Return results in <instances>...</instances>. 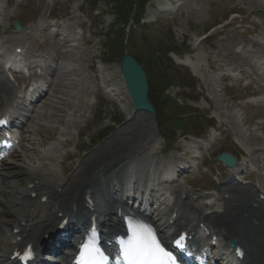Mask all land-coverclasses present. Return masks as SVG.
Returning <instances> with one entry per match:
<instances>
[{"label": "rangeland", "instance_id": "rangeland-1", "mask_svg": "<svg viewBox=\"0 0 264 264\" xmlns=\"http://www.w3.org/2000/svg\"><path fill=\"white\" fill-rule=\"evenodd\" d=\"M110 1L100 0L95 4V0H0V50L24 46L31 53L41 52L49 58L46 64L51 82L54 81L47 88L46 102L34 108L35 114L30 112L33 107L20 105L18 108L19 114L30 120L24 132V145L9 159L7 169L12 167L14 171L17 166L20 170L29 169L36 159H45L46 155L50 163L47 172L54 173L50 179L62 181L70 176L74 163L91 152V142L98 143L104 128L109 129L103 133L112 131L97 146L127 128L134 117L139 121L134 127L143 129L142 136L139 132L134 141L149 142L145 153L154 154L160 161L164 156L176 157L180 167L190 168L187 175L195 187L204 188L210 180L207 175L193 174L194 165L200 161L193 160L194 157H199L203 165L209 167L206 158L212 159L223 151L245 154L234 144L243 147L250 156L252 151L264 148L261 132L264 131V110L243 109L245 105L241 101L255 90L257 83L251 77L250 87L243 90L240 85L228 86L234 83L222 82L220 78L233 66L239 68V74L242 70L248 71V65H255L259 69L257 76L262 79L259 83L264 85V52L257 53L248 42L260 33L247 36L251 34L250 25H264V0H150L143 16L145 23H156L147 28L133 27L127 36L117 31L107 35L113 26H110L114 13ZM142 1L139 0V4ZM253 11H260L262 16L252 18ZM98 13L101 14L96 16ZM58 15L65 23L56 36V31L48 29L45 19ZM235 18L238 19L234 21ZM12 20L23 23V34L15 35L10 31ZM75 34L78 35L73 38ZM59 36L68 41L63 49L59 48ZM125 41L127 44L123 45ZM123 47L138 59L148 83L153 85L149 95L159 108L162 131L146 113L132 111L118 73ZM244 50L248 52L245 54ZM187 57L195 63L198 75L176 63L177 59ZM0 78H3L1 72ZM162 85L167 86L164 92L155 93L154 88L158 90ZM166 96L179 106H191L208 114L216 125L223 123L216 144L209 148L204 140L193 143L180 139L175 150L166 155L159 136L160 132L167 131L170 138L172 133L173 117L169 118L170 106L165 107ZM111 116L113 120L119 117L122 123L112 128ZM64 139L67 144L63 143ZM15 182L17 179L12 181Z\"/></svg>", "mask_w": 264, "mask_h": 264}, {"label": "bare ground", "instance_id": "bare-ground-1", "mask_svg": "<svg viewBox=\"0 0 264 264\" xmlns=\"http://www.w3.org/2000/svg\"><path fill=\"white\" fill-rule=\"evenodd\" d=\"M60 47L64 48V46L61 45L59 48ZM247 52V50L243 51L245 54ZM256 52L259 53L257 48ZM177 63L188 67L191 72L198 75L199 70L190 58L187 57L183 60L177 59ZM253 66L256 67L255 65ZM9 92L10 89L8 85L0 82V104L5 95L9 96ZM1 106H3V103L0 105V109L2 108ZM137 123H139V121L135 119L133 124L128 125L127 128L121 131H117L109 141L104 142L88 153L87 156L82 157L76 165V168H74L72 174L62 183H57V180L45 179L41 173L31 174L30 170H27L26 174L23 175L25 179L27 178V183L21 187L20 194H16L13 187L14 185L9 181L1 183L0 194L5 197L12 196V199L5 201L9 204L18 206L20 209L18 210L19 212H15L17 213L15 223L13 220H6L7 217L11 215L14 216L15 213L13 212L0 221V224L5 223L8 228L14 223L13 228L7 235L5 234L6 232L0 229V245L3 243L1 240V234H4V243L6 244L5 250L2 252L3 254L0 250V258H5L8 251H12L13 248L21 244L33 243L38 245L43 242L44 235H47L48 237L52 236V234L55 233V227L61 220L58 217L59 213H63L64 215L72 213L78 217L80 221L85 220L86 217L95 213L100 219L101 227L107 225V221L109 220L111 221V223L107 225L109 231H120L119 223L112 222L115 219L117 209L114 213L110 207L101 209L94 196L96 197L97 194L103 190L101 186L99 187L98 175L104 184H107L108 182L111 184L115 180L111 175V171L115 169V165L120 162L122 158L130 153L135 154V156L138 157L146 150L149 142L142 139L134 141L133 139L134 136H138L139 132L141 133V136L143 134L142 128L134 127ZM145 125H143L144 128ZM132 128L138 130V132L134 133L135 130ZM107 158H110L109 161H107ZM113 161L116 163H113ZM147 166L153 171H160L153 163H148ZM99 167L101 169L95 174V171L98 170ZM65 171L66 170L64 169L63 172ZM22 173L23 170H17L9 172L6 177L9 178L14 175L16 178L18 175H22ZM134 184L137 186L136 189L138 190L139 184L137 182ZM220 192L221 198H218V202H220L219 206L213 208L210 213L198 216L199 223H206L204 225L210 230L211 235H216L221 243L228 245V241L233 240L237 245L244 246L246 248V254L248 256L250 255L248 260L250 263L253 261L252 257L255 256L253 254L263 253L264 247L261 240H259L260 230L250 223L247 215L251 214L252 216L261 219L264 215V202H260L257 199L256 192L252 193L247 188H236V185L231 181H229L227 185L222 186ZM223 193H230L228 200L224 199ZM110 194L109 201L112 202L113 205L117 204L118 209L120 208L123 212H126V206L120 200L124 195L122 189L112 191ZM33 195L35 196L34 198H32ZM183 195H185L184 198ZM88 196L92 199L95 207V211L92 213L86 208V206L89 205L87 201ZM170 197L173 202L167 207L166 218L162 225H158L159 229H162L163 231L167 229L174 233L187 228L189 233L193 234V237L198 235L199 227L189 225L186 221L187 215L184 214L178 206L187 200L191 202L192 197H189V192L182 191L179 193L177 190H174ZM42 199H46L43 205L40 204ZM256 202L260 204L258 211L251 206ZM2 207L4 208L3 212L5 213L6 204ZM41 207L46 213L40 209ZM31 208H34V211L30 212L29 210ZM221 209H223L222 214L220 212ZM174 212L176 213V219L170 223V217ZM158 215L161 217L164 216L161 213H158ZM183 216L186 217L183 218ZM249 228L253 229L251 234H248V232H251ZM14 229H16V232L13 234ZM16 237L22 238L21 242L11 244L12 239ZM163 240L165 241V238ZM218 259L219 258H216L215 262H217ZM0 263H4V261H0ZM252 264L261 263L253 261Z\"/></svg>", "mask_w": 264, "mask_h": 264}, {"label": "snow or ice", "instance_id": "snow-or-ice-1", "mask_svg": "<svg viewBox=\"0 0 264 264\" xmlns=\"http://www.w3.org/2000/svg\"><path fill=\"white\" fill-rule=\"evenodd\" d=\"M118 264H176V257L161 243L155 230L130 218L126 235L118 237ZM179 244V241H176ZM105 253L93 238L81 244L78 264H102Z\"/></svg>", "mask_w": 264, "mask_h": 264}, {"label": "water", "instance_id": "water-1", "mask_svg": "<svg viewBox=\"0 0 264 264\" xmlns=\"http://www.w3.org/2000/svg\"><path fill=\"white\" fill-rule=\"evenodd\" d=\"M13 25L19 29L18 23ZM120 73L132 99L134 111L145 110L154 115L153 106L148 99L147 83L143 71L136 60L127 52L122 56ZM224 160L226 161L227 159L225 158Z\"/></svg>", "mask_w": 264, "mask_h": 264}, {"label": "trees", "instance_id": "trees-1", "mask_svg": "<svg viewBox=\"0 0 264 264\" xmlns=\"http://www.w3.org/2000/svg\"><path fill=\"white\" fill-rule=\"evenodd\" d=\"M110 2L114 5L113 9L116 13L117 19L124 21L127 20L136 9L138 10V14L139 12L141 14V10L143 9L144 4L146 3L145 0H143L141 4H139V0H112ZM166 87V85H162L161 88L158 89V91H163L164 89H166ZM171 105V109L174 116H179L182 113H186V108L176 106L173 103H171Z\"/></svg>", "mask_w": 264, "mask_h": 264}]
</instances>
